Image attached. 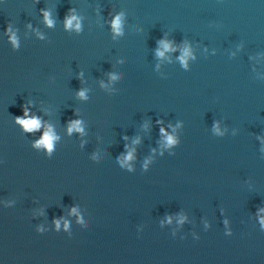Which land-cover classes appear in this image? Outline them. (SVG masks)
Instances as JSON below:
<instances>
[{"label":"water","instance_id":"95a60500","mask_svg":"<svg viewBox=\"0 0 264 264\" xmlns=\"http://www.w3.org/2000/svg\"><path fill=\"white\" fill-rule=\"evenodd\" d=\"M0 264H264V0H0Z\"/></svg>","mask_w":264,"mask_h":264},{"label":"clouds","instance_id":"9594fccd","mask_svg":"<svg viewBox=\"0 0 264 264\" xmlns=\"http://www.w3.org/2000/svg\"><path fill=\"white\" fill-rule=\"evenodd\" d=\"M46 16V20L48 22L49 25L52 24V21L50 19L47 18L48 14H45ZM75 19V17H72L71 19L68 20V26L71 27L72 26V20ZM120 24H121V20L120 18H116L115 22H114V26L116 28L117 31H119L120 28ZM79 27V25L77 24V28ZM189 52H185V56L189 55ZM160 55H163V52L160 53ZM183 59V57H182ZM80 95L83 97L84 93L81 92ZM27 115V112L25 113ZM18 122L21 123L26 130H34V129H38L40 127V123L38 119H30V120H25L22 118H18ZM73 127H77L78 128V123H74ZM71 131V129H70ZM55 139V137H53L52 135H50L49 133H46L43 137V139L39 142V144L41 145H45L47 146L48 150L51 151L53 148V140ZM175 141L172 140L171 137H169V143H174ZM131 158V157H129Z\"/></svg>","mask_w":264,"mask_h":264}]
</instances>
